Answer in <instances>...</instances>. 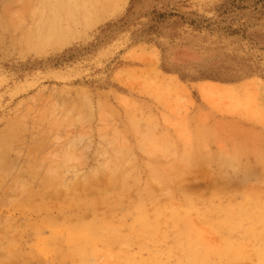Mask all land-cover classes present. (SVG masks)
Instances as JSON below:
<instances>
[{
    "label": "rangeland",
    "instance_id": "rangeland-1",
    "mask_svg": "<svg viewBox=\"0 0 264 264\" xmlns=\"http://www.w3.org/2000/svg\"><path fill=\"white\" fill-rule=\"evenodd\" d=\"M97 1L0 0V262L264 264V101L195 88L264 81V0Z\"/></svg>",
    "mask_w": 264,
    "mask_h": 264
},
{
    "label": "bare ground",
    "instance_id": "bare-ground-1",
    "mask_svg": "<svg viewBox=\"0 0 264 264\" xmlns=\"http://www.w3.org/2000/svg\"><path fill=\"white\" fill-rule=\"evenodd\" d=\"M124 0H98L97 3L95 2L94 6H102V11H106L111 9V6H114V10L118 9V7H120L121 3ZM116 11V10H115ZM114 11V12H115ZM153 73L155 74V78L156 80H158V82L160 83V86L163 88H172V89H176L175 87L177 86V83L175 81H177L174 77L171 78L167 77L166 75H163L161 73H158L157 70H154ZM174 78V79H173ZM197 89V91L205 98L208 97H229L230 99L233 100H238L241 97H246L247 95L253 96L256 99L260 97V99L262 101H264V81L262 80H249L244 82L241 85H229V84H224V83H219V82H212V81H208V82H202L199 83L198 85H196L195 87ZM263 108H264V104H263ZM177 168L172 167L171 170H176ZM180 168L177 169V171H179ZM184 172L186 170H183ZM115 172V171H114ZM126 172V171H125ZM153 176L159 177V176H164V174L161 172V168L158 167L157 165H155L153 167ZM30 173H28L26 176L29 177ZM93 174H89L86 178H85V183L86 185H88V183H91L92 179L94 178V176H92ZM124 177H125V173H124ZM122 183V187L123 189H125L128 186L127 180H122L120 181ZM26 187H28L29 189H24V193L28 194L30 193L31 196L29 197V199L31 198H37L35 201V211H38L39 209H48L50 210L52 208V205L54 203L55 206H58L59 208L62 206L63 201L59 200L60 197L62 196H67L66 194L60 192V191H56L54 194L55 196H58V199L54 202V200L49 199L48 197V193L47 191L49 190V188L52 187V183H51V179L48 178L45 180V182L42 184L41 188H35L34 187H29L28 185H26ZM225 187V186H222ZM27 192V193H26ZM66 193V192H65ZM23 194V193H22ZM24 195V194H23ZM28 197V196H27ZM27 197L25 199H27ZM104 199V201H108L107 198L101 197ZM80 202V200H78ZM74 205L76 206V200H73ZM90 204H92L93 202L90 201ZM25 204H28L27 202L23 204V206ZM208 211L206 210V213ZM83 213V211L81 212H76L75 216H77L79 218V215H81ZM70 215H67L65 218V222H68ZM2 223H0V230L3 228V226L8 225V224H12V220L10 218H8L6 221L0 220ZM64 222V220H61ZM43 224H47V225H51L54 226L55 231H59L61 226H63L60 222V220L54 216H50L48 214V217L42 220ZM232 221L230 220H221L216 222V229L218 231H222V232H226V231H230L231 228L229 227L230 225H232ZM77 229V228H76ZM79 230L82 231L81 234H86L88 228H86V225H84L82 222L80 223V227L78 228ZM70 232H72V238L73 241L71 243V250L69 252V254L71 256H82L83 253L80 251V249H83V245L80 242H75V234H76V230L75 229H69ZM5 237V236H4ZM7 240L10 241L9 237V232L6 234ZM15 236L12 237L11 240H14ZM82 239V237H81ZM233 244V248L235 246L234 243L232 242H228V244L226 245V248L229 249L231 252L234 251V249L231 247ZM236 251V250H235ZM238 252V251H236ZM203 258L200 260V262H204L207 258H206V254L203 253L201 255ZM18 258V253L15 252V254L13 256H10L9 259H6L2 262H0V264H31V261L28 260H24L21 262V260L17 259Z\"/></svg>",
    "mask_w": 264,
    "mask_h": 264
}]
</instances>
